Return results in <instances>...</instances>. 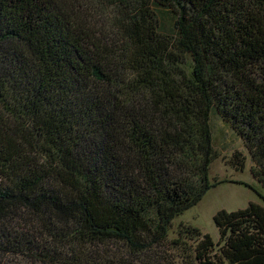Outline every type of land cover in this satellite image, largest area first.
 <instances>
[{
    "label": "trees",
    "instance_id": "trees-1",
    "mask_svg": "<svg viewBox=\"0 0 264 264\" xmlns=\"http://www.w3.org/2000/svg\"><path fill=\"white\" fill-rule=\"evenodd\" d=\"M215 115L264 188V0H0V264H161ZM213 220L174 264H264L262 205Z\"/></svg>",
    "mask_w": 264,
    "mask_h": 264
},
{
    "label": "rangeland",
    "instance_id": "rangeland-1",
    "mask_svg": "<svg viewBox=\"0 0 264 264\" xmlns=\"http://www.w3.org/2000/svg\"><path fill=\"white\" fill-rule=\"evenodd\" d=\"M212 127L215 148L220 156L212 164L210 177L212 182L225 183L211 189L197 206L185 212L174 222L169 237L170 245L166 250L168 252L166 254L158 253L161 264L175 263L173 242L179 238L184 227L198 228L203 234H209L217 243L219 232L213 219L219 211L234 212L247 208L251 203H257L264 207V188L253 178L251 172L253 162L242 142L238 141L234 132L216 115L212 118ZM236 152L242 153L247 158L244 171H237L233 165Z\"/></svg>",
    "mask_w": 264,
    "mask_h": 264
}]
</instances>
